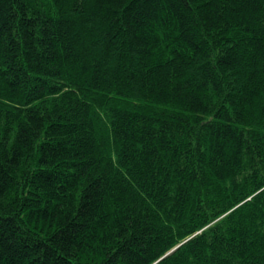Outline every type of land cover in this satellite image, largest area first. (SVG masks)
I'll list each match as a JSON object with an SVG mask.
<instances>
[{"label": "trees", "instance_id": "16d2710c", "mask_svg": "<svg viewBox=\"0 0 264 264\" xmlns=\"http://www.w3.org/2000/svg\"><path fill=\"white\" fill-rule=\"evenodd\" d=\"M0 264H264V0H0Z\"/></svg>", "mask_w": 264, "mask_h": 264}]
</instances>
